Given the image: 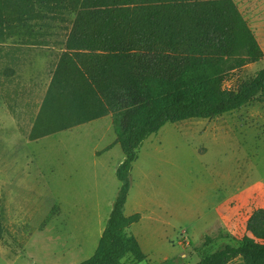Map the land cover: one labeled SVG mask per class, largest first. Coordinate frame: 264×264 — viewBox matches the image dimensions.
Here are the masks:
<instances>
[{"label": "rangeland", "instance_id": "rangeland-1", "mask_svg": "<svg viewBox=\"0 0 264 264\" xmlns=\"http://www.w3.org/2000/svg\"><path fill=\"white\" fill-rule=\"evenodd\" d=\"M234 1L264 51V0ZM72 19L40 37L2 27L0 264L89 259L121 188L117 169L125 155L113 145L112 115L29 139ZM263 69L264 59L248 64L225 86ZM262 208L264 98L217 118L167 123L150 135L132 165L125 214H140L127 229L146 255L139 264H196L250 236L248 219Z\"/></svg>", "mask_w": 264, "mask_h": 264}, {"label": "trees", "instance_id": "trees-1", "mask_svg": "<svg viewBox=\"0 0 264 264\" xmlns=\"http://www.w3.org/2000/svg\"><path fill=\"white\" fill-rule=\"evenodd\" d=\"M69 17L29 139L112 115L113 145L125 155L117 169L121 188L95 254L79 264H139L146 255L127 229L140 214L127 216L125 205L140 147L167 123L217 118L264 98V69L225 86L264 51L234 0H0V34L5 26L40 37ZM247 231L239 245L226 244L196 264L238 257L264 264V208L250 216Z\"/></svg>", "mask_w": 264, "mask_h": 264}]
</instances>
